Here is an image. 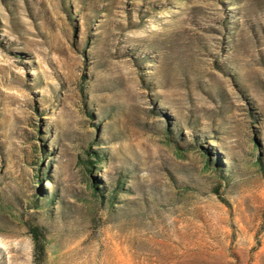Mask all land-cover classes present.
I'll use <instances>...</instances> for the list:
<instances>
[{"label": "rangeland", "instance_id": "rangeland-1", "mask_svg": "<svg viewBox=\"0 0 264 264\" xmlns=\"http://www.w3.org/2000/svg\"><path fill=\"white\" fill-rule=\"evenodd\" d=\"M0 264H264V0H0Z\"/></svg>", "mask_w": 264, "mask_h": 264}, {"label": "trees", "instance_id": "trees-1", "mask_svg": "<svg viewBox=\"0 0 264 264\" xmlns=\"http://www.w3.org/2000/svg\"><path fill=\"white\" fill-rule=\"evenodd\" d=\"M221 199H224L220 195ZM28 232L33 240L34 259L39 260L45 252L46 239L42 226L35 222H28Z\"/></svg>", "mask_w": 264, "mask_h": 264}]
</instances>
